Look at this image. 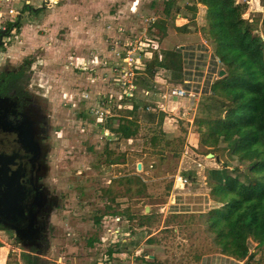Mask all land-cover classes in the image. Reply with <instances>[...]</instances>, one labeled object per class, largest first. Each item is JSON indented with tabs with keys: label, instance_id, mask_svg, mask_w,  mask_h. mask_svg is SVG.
I'll use <instances>...</instances> for the list:
<instances>
[{
	"label": "rangeland",
	"instance_id": "1",
	"mask_svg": "<svg viewBox=\"0 0 264 264\" xmlns=\"http://www.w3.org/2000/svg\"><path fill=\"white\" fill-rule=\"evenodd\" d=\"M164 1H0V27H6L7 20L18 21L17 29L7 28L9 31L2 38L0 67L13 65L17 69L28 65L23 86L26 93H31L37 112L47 121L50 136L43 181L49 194L42 211L47 214V224H35L32 232L25 233L0 226V239L9 246L5 264H27L26 259L34 255L41 264H142L143 255L145 259L155 256L159 264L245 263L219 253L200 219L184 221L189 213L205 211L212 205L206 169L219 167L224 158L229 168L240 171L245 166L228 157L220 156V162L215 156L208 157V148L199 142L192 119L201 113L203 104L213 107L210 89L191 103L185 98L162 97L175 81L182 80L181 68L175 73L155 70L146 80L148 86L144 85V65L151 59L149 55L156 52L161 57L165 49L178 46L186 65L187 58L194 56V46L204 39L198 30L204 25L205 5L196 4L201 3L198 0L176 1L172 11L178 9L190 16L186 18L191 21V30L183 32L176 30L164 15ZM235 2L243 8L241 15L248 16L260 30L261 12L257 9L263 7L255 0ZM24 4L36 12L25 9ZM194 6L196 9L189 11ZM9 7L13 11L6 15ZM158 20L166 21L167 34L163 39L158 38L152 25ZM182 21L177 19L174 25L179 26ZM207 44V52L214 53V43ZM197 56L196 59L205 60L199 53ZM194 67L197 71L203 68ZM188 69L193 67L189 65ZM133 102L138 103L139 111L134 115L139 123H145V105L158 103L165 107L162 129L171 144L163 154L142 150V136L125 140L107 129L108 118L115 126L117 117L127 115L125 109ZM106 149L112 150L114 156L124 152L125 160L106 164ZM138 163L140 169L136 167ZM133 174L143 179L144 196H134L133 183L129 195L116 197L115 202L102 194L109 185L113 191L122 192L123 182L113 179ZM179 174L186 176L188 183L175 188L174 178ZM107 203L110 209L106 208ZM125 207L134 214L152 213L151 226L138 227L124 216L111 213ZM172 213L186 214L172 218ZM98 214L101 220L96 223L94 216ZM114 216H120V227L129 231L115 240L110 230L118 226ZM166 221L168 226L163 225ZM152 234L157 236V242L146 243ZM254 245L249 243V251ZM108 249L113 252L110 257ZM245 264L258 263L252 260Z\"/></svg>",
	"mask_w": 264,
	"mask_h": 264
},
{
	"label": "trees",
	"instance_id": "2",
	"mask_svg": "<svg viewBox=\"0 0 264 264\" xmlns=\"http://www.w3.org/2000/svg\"><path fill=\"white\" fill-rule=\"evenodd\" d=\"M176 1H164V15L171 19V25L176 30L187 32L191 30L190 20L179 26L174 25L175 16L179 13L178 9L172 11ZM255 1L259 7H263L262 11L257 9V12L261 11L258 20L260 30L248 16L244 18L241 15L243 8L235 0H198L205 5L204 25L198 31L207 42L214 43V55L219 58L224 74L218 76L210 86L208 94L212 98L213 107L203 104L201 113L193 116L192 123L199 133L200 144L208 148L205 153H212L218 162L220 156L228 157L229 160L244 164L245 169L239 171L236 167L229 168L225 158L219 167L206 169V183L212 205L205 211L189 213L184 221L194 217L200 219L213 237L219 253L245 263L254 260L264 264V0ZM195 6L190 7L189 11L196 9ZM24 8L36 12L31 5L24 4ZM154 22L155 34L163 39L167 34L166 21ZM6 23L8 28L15 26L17 29L18 21L7 20ZM198 45L194 46L195 49L205 50ZM183 57V51L178 46L165 49L161 57L155 52L144 65L147 74L143 80L144 85L148 86L146 80L154 75L155 70L164 69L175 73L181 68L182 71ZM175 82L177 84L181 80ZM138 111V103L133 102L125 109L127 115L117 117L115 126L111 124V118H108L107 129L125 140L142 136V150L149 149L163 154L164 149L171 144L162 129L166 111L144 109L142 114L145 123L137 122L134 114ZM141 129L146 132L140 133ZM112 152L106 149V164L125 160L124 152L115 156ZM173 153L177 154L176 149ZM113 180L123 182V191H113L110 185L104 188L102 194L110 202H115L116 197L129 195L132 183L136 184L134 196H144L145 183L139 174ZM106 208H111L110 203L106 204ZM111 213L124 216L138 227L149 228L153 221L152 213L134 214L126 207L112 210ZM181 214L186 213H172L171 217L185 216ZM100 216H94L96 223L101 220ZM168 224L166 221L163 225ZM157 240V236L152 234L147 237L146 243H155ZM250 242L255 245L249 251ZM112 253L108 249V257ZM198 258L199 255H196L194 259ZM140 259L142 264H159L155 256L145 259L143 255ZM26 263L41 264L37 255L27 258Z\"/></svg>",
	"mask_w": 264,
	"mask_h": 264
},
{
	"label": "flooded vegetation",
	"instance_id": "3",
	"mask_svg": "<svg viewBox=\"0 0 264 264\" xmlns=\"http://www.w3.org/2000/svg\"><path fill=\"white\" fill-rule=\"evenodd\" d=\"M7 28L0 27V46ZM27 67H0V168H5L8 175L18 176L24 191L21 202L25 213L17 225L32 232L35 224H47V214L42 211L49 194L43 181L50 136L47 121L37 112L31 93H26L23 86Z\"/></svg>",
	"mask_w": 264,
	"mask_h": 264
},
{
	"label": "built area",
	"instance_id": "4",
	"mask_svg": "<svg viewBox=\"0 0 264 264\" xmlns=\"http://www.w3.org/2000/svg\"><path fill=\"white\" fill-rule=\"evenodd\" d=\"M1 1V0H0ZM10 0H5V2ZM45 2L46 0H42ZM13 11L12 7H9L6 12V15H10V13ZM2 14V13H1ZM0 14V15H1ZM3 15V14H2ZM148 22H151V17L148 18ZM208 48H205V50H197L194 49L192 52L194 53V56H191V59L187 58L188 63L186 65L184 64V75L180 83L173 84V86L170 87V89L167 91V93H162V97L166 98L167 95L174 99H187L192 102V100H195L199 95L209 92L210 86L213 84L214 80L218 77V72L220 69L221 62L217 56H215L213 53L207 52ZM197 53L200 54L199 57L205 58V60H198L196 59ZM151 54V53H150ZM151 55H149L150 57ZM192 62V63H189ZM192 66L193 69H188V66ZM194 66L196 67H203L199 71L195 70ZM197 71V73H195ZM202 72V74H200ZM198 99V98H197ZM147 110L156 111V110H166L165 107L158 103H155L154 105H147ZM188 183V178L184 175H176L174 178V187L175 188H181L185 186ZM104 218L106 215L103 216ZM114 222L118 223V226H112L110 227V230H113V236L114 240L118 238L120 235L127 234L129 231L124 232L123 228L120 227L119 222L121 221V218L119 216H114ZM104 220V219H103ZM102 220V222H103ZM114 228V229H113ZM111 237V235H109ZM115 242H119L116 240Z\"/></svg>",
	"mask_w": 264,
	"mask_h": 264
},
{
	"label": "water",
	"instance_id": "5",
	"mask_svg": "<svg viewBox=\"0 0 264 264\" xmlns=\"http://www.w3.org/2000/svg\"><path fill=\"white\" fill-rule=\"evenodd\" d=\"M219 76L224 74V70L220 69ZM208 157L213 156L212 153L207 154ZM137 169H140L141 164H137ZM5 168H0V226L6 229H12L18 233H25L27 228L19 229L17 221L24 216V205L22 204V198L24 195L23 186L18 180L16 174L10 175L5 173ZM148 211V207L145 208V212ZM19 218V219H18Z\"/></svg>",
	"mask_w": 264,
	"mask_h": 264
},
{
	"label": "crops",
	"instance_id": "6",
	"mask_svg": "<svg viewBox=\"0 0 264 264\" xmlns=\"http://www.w3.org/2000/svg\"><path fill=\"white\" fill-rule=\"evenodd\" d=\"M16 1H19V0H16ZM25 1V0H24ZM247 1V0H246ZM196 4H201V5H204V4H202V3H196ZM262 11V10H261ZM260 11V12H261ZM187 16H189V14H183V13H181V12H179V13H177L176 14V18L174 19V21H177V19H180V20H183L182 22H187L188 21V18H186ZM175 25H176V23H175ZM201 41H204V39H202ZM0 241H1V239H0ZM2 242V241H1ZM8 248H9V246L6 244H4L3 242H2V245L0 246V264H5V262H6V256H7V252H8Z\"/></svg>",
	"mask_w": 264,
	"mask_h": 264
},
{
	"label": "clouds",
	"instance_id": "7",
	"mask_svg": "<svg viewBox=\"0 0 264 264\" xmlns=\"http://www.w3.org/2000/svg\"><path fill=\"white\" fill-rule=\"evenodd\" d=\"M200 47L209 48L210 46L207 44V41L204 39L203 43H199ZM197 47V46H196ZM213 53V52H212ZM214 54V53H213ZM219 76V75H218Z\"/></svg>",
	"mask_w": 264,
	"mask_h": 264
}]
</instances>
